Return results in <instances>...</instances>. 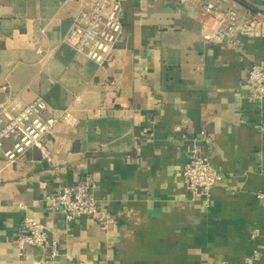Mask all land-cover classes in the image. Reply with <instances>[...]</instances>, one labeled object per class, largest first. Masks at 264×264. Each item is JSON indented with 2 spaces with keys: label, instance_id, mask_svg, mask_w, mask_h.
<instances>
[{
  "label": "crops",
  "instance_id": "0c3cea01",
  "mask_svg": "<svg viewBox=\"0 0 264 264\" xmlns=\"http://www.w3.org/2000/svg\"><path fill=\"white\" fill-rule=\"evenodd\" d=\"M84 1L0 0V103L42 95L61 116L15 161L13 139L0 145V264H264V98L247 79L264 35L205 39L202 0H124L101 65L65 40ZM228 6L244 18L264 0ZM194 147L224 174L210 204L184 180ZM85 176L105 225L51 203ZM25 218L47 225L49 245L20 247Z\"/></svg>",
  "mask_w": 264,
  "mask_h": 264
},
{
  "label": "built area",
  "instance_id": "2783aa9c",
  "mask_svg": "<svg viewBox=\"0 0 264 264\" xmlns=\"http://www.w3.org/2000/svg\"><path fill=\"white\" fill-rule=\"evenodd\" d=\"M186 1V0H180ZM220 0H202L205 11L214 18L211 29L203 32L207 40H236L237 33L247 36L264 35V11L256 9L244 18L237 8L228 6L219 10ZM124 0H85L65 40L78 51L86 53L99 64L106 63L123 34ZM40 50V49H39ZM252 84L251 97L264 98V61L254 62L248 73ZM77 98H80L78 95ZM61 116L54 115L42 95L29 101H21L11 95L0 103V145L7 138L12 143L4 150L7 159L15 161L34 146L42 147ZM184 180L191 199H201L205 204L212 200L213 187L223 180L220 167L212 163L208 155L192 149L184 167ZM96 182L85 176L78 182L63 185L52 197V205L61 209L68 220L85 213L98 217L105 225L108 217H102V203L96 194ZM18 243L45 247L49 245L47 225L35 218H25L21 224ZM249 261L252 257L247 258ZM221 264H229L223 260Z\"/></svg>",
  "mask_w": 264,
  "mask_h": 264
}]
</instances>
